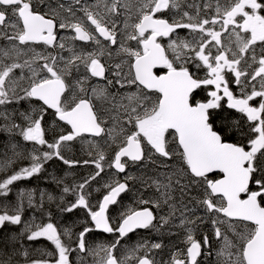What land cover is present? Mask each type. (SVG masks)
<instances>
[{
	"label": "snow or ice",
	"instance_id": "snow-or-ice-1",
	"mask_svg": "<svg viewBox=\"0 0 264 264\" xmlns=\"http://www.w3.org/2000/svg\"><path fill=\"white\" fill-rule=\"evenodd\" d=\"M133 7L131 0H55V6L53 0H0V40L8 43L0 46V131L15 132L34 145L30 166L0 179V195L6 196L14 182L40 173L47 161L57 159L69 167L80 163L63 155L70 142L107 136L114 152L108 167L116 174L125 173L129 162L147 161L166 170V182L152 179L146 185L154 186L159 196H140V207H126L111 217L110 206L119 203L129 191L127 181L135 179L126 176L123 182L106 183L102 198L92 205L86 188L104 172L107 157L89 141L96 154L83 163L93 164L96 171L82 183L63 188L76 198L61 211L85 209L90 225L73 239L70 229L61 233L52 222H26L21 192L12 212H0V227L23 225L20 237L44 238L54 245V251L44 253L47 258L30 264H72V252L99 257L98 264H157L149 252L161 249L159 242L139 244L122 258L114 252L129 233L160 231L179 213L184 248L164 264H200L198 258L211 247L207 232L197 238L204 223L211 224L221 242L216 264H264V0H203L202 6L186 0H136ZM121 15L125 19L118 27ZM181 29L188 30L187 37L179 34ZM61 31L72 35L60 36ZM76 41L95 47L78 48ZM41 45L43 51H37ZM116 45L115 55L123 57L118 63L113 62ZM21 57L27 58L20 62ZM17 69L20 74L15 76ZM74 75L70 84L68 78ZM94 78L104 83H93ZM125 88L129 91L122 93ZM93 98L111 103L112 127L96 111ZM22 101L29 107L18 114L23 122L16 123V109H7ZM232 111L239 115H221ZM49 115L54 117L51 142L44 126ZM12 164L11 158L0 161V171ZM26 198L29 207L43 213V194L39 204L31 193ZM162 205H167L168 215L160 217L157 227L153 209ZM197 206L205 215L195 214ZM221 225H227L231 237ZM94 231L117 238L89 247L86 237ZM141 250L144 254L136 255ZM0 264H12V255Z\"/></svg>",
	"mask_w": 264,
	"mask_h": 264
},
{
	"label": "flooded vegetation",
	"instance_id": "flooded-vegetation-1",
	"mask_svg": "<svg viewBox=\"0 0 264 264\" xmlns=\"http://www.w3.org/2000/svg\"><path fill=\"white\" fill-rule=\"evenodd\" d=\"M87 2L89 4H94L96 2V0H87ZM132 4L134 5L133 7V11L135 10V5H136V0H131ZM187 4H191V3H197V4H203V0H186ZM215 2V0H213V3ZM221 2L223 3V0H221ZM53 6H55V0H53ZM186 7V5H182V9H184ZM123 11V10H122ZM190 11L194 12V9H190ZM78 15H82L80 13H78ZM125 19V17L123 15H121L120 17L117 18L118 20V27H122L123 24V20ZM179 34L182 37H187L188 36V30L185 29H181L178 30ZM60 36H71L72 33L70 31H61L59 32ZM70 42V41H69ZM165 43V45L167 44V41H163ZM71 43V42H70ZM132 46H135V42H129ZM75 44L77 45V47H84L86 48V50L91 51L95 45L92 44L91 42H89L87 45L84 44V42H80V41H76ZM0 46H8V43L6 41L0 40ZM118 47V45L116 46H112V51H113V62H120V59H122L123 57H117L115 55L116 52V48ZM44 46H38L37 47V51H43ZM56 51H59L58 49ZM256 54L257 56L260 55V48L257 47L256 48ZM28 55L30 56L31 53H28ZM63 55L67 56L68 53L64 52ZM27 57H21V61L23 62V59H25ZM104 60L107 62L108 58L107 56L104 57ZM5 63H10V60H5ZM193 71H195V69H192ZM81 72H83V68L81 69ZM20 74V70L17 69L15 70L14 75L18 76ZM110 75V74H109ZM202 75V73H201ZM75 78V75L73 77H69L68 78V82L71 84L73 79ZM93 83H99V84H103V81H97L95 78L93 79ZM132 91H134V89H131ZM122 93H126L127 91H129V89L125 88V89H121L120 90ZM110 92H116L115 88L110 89ZM89 94H90V89H89ZM71 95V91L69 92V96ZM201 95H204V93H201ZM126 102V101H125ZM93 103L95 105V109L98 112V114L107 120L111 121V115L106 114L104 111H102L103 109V105H109V101H102V100H97L95 98H93ZM29 107V104L27 101H22L20 104L18 105H11L8 107L9 112L11 113L13 111V109H16V120H21L19 118V112L20 111H24L25 109H27ZM232 117H236L239 114L235 113L234 111H232L231 113L229 112H223L221 113V115H229ZM53 120L54 117L49 115L47 117L46 123H45V128L47 129L46 132V138L51 142L54 136V132H53ZM23 122V121H22ZM60 129L57 128L55 129V134H59ZM13 135L15 137H18L20 140V144H19V148L22 150V158L20 160V165H19V170L21 168L24 167H29L31 164V160L29 157V154L32 152L34 145L32 143L29 142H25L23 141L22 137L20 135H17L15 132H13ZM81 141H86V137H84L83 139H77L73 142H70V146L68 148H64L62 149L63 151V155L68 158L69 156H71L72 158H74V154L76 151V148L78 149L79 147L76 145L77 142H81ZM35 147H40V146H35ZM46 150V149H45ZM146 162V161H145ZM145 162H138L137 164L133 165L131 162H129L127 170L125 173H120V174H116V171H113L114 169H111L112 172L114 173H110L111 175L114 176V179H118L120 181H124L126 176H130V173L132 171L134 172H139V168H141ZM107 162L105 163V167L108 166ZM157 166L158 169H162L163 171H166L164 168L160 167L159 165L155 164ZM49 170H54L55 171V175H59V174H64V172H70V176L66 179L65 182L63 183H58L55 181V179L51 180V175H49ZM74 172V166L73 167H68L67 165H65L62 161L57 160V159H53L50 161H47L44 165L43 168L41 170L40 173L33 175L30 178L27 179H22L20 181H16L14 182V184L12 186H10L11 188H15V187H22V190L24 191H28L30 190V193L33 196V200L35 203L39 204L40 200H41V195L42 192L45 193V191H48L50 193L51 196H61L63 197V200L60 202L58 200H53V201H48L47 199L44 198V204H43V213L38 209V208H33V207H29L28 203H27V198H26V193H25V200H24V211L22 214V219L24 221H28L30 216L34 215L36 216V220L38 223H47V222H52L54 223V219L55 217H59L60 218V222L59 224H54L58 231H60L61 233V227L59 226L60 224H67L69 222V220L74 217V215L76 214L77 216H81L82 218H80L79 220H83L82 225H77L74 221L68 226V229H70L73 233V239H75L76 234H78L80 231L83 230V227L86 226V210L85 209H75L73 212H64L61 211V207L66 206L67 204L74 202L73 200V194L72 193H64L63 192V188L65 186H73L75 185V174H73ZM10 175V174H8ZM80 176H82V179H79L77 181H79L80 183H82L85 179H83V177L86 175V165H83V168L81 169V172L79 173ZM134 180H128L127 183L129 185V191L122 193L120 198H119V203L113 206H110L109 209V215L110 216H118L119 213L126 207H140V205L138 204V198L140 197L139 194H134L135 190H134V185H133ZM133 187V189H132ZM143 192L144 190L141 189ZM20 193H21V188H20ZM192 195H196L195 192L192 193ZM15 196L13 191H9V193L6 195V200H7V204H16V201L13 199V197ZM102 197V196H101ZM144 198V196H143ZM4 199V198H3ZM2 198H0V202L3 200ZM59 205V207H58ZM150 207V205H149ZM198 207V206H197ZM200 208V207H198ZM4 210H0V212H2ZM154 214L156 215V217H158L157 212L155 211V209H153ZM10 212V211H9ZM50 212L51 213V219H49L48 215L46 213ZM73 215L72 217H69ZM65 217H69V218H65ZM62 221V222H61ZM29 222V221H28ZM87 223L90 225V219L88 218ZM154 223H156V220L154 221ZM7 227V238L10 239V241L16 246V249L19 250L20 249H25L28 252V256L25 257L22 254H14V256H12V264H30L31 260L35 259L33 257H31L32 255V251L34 250V248L36 247V245L39 243L41 244H50V241H47L44 238H39L35 241H28L27 240V236H23L20 237L19 233L21 232V229L23 227V225H10V224H5V226L0 227V231L4 228ZM155 228H148L145 229L143 231L140 230H134L133 232L129 233L126 237H124L123 239H121L120 242V248L123 249V246L125 244H134L135 242H137L139 239L144 241V238L148 239V241H150V234L152 231H154ZM207 232L210 240H211V247L210 248H206L205 249V255L201 256L198 258L200 264H216V250L219 248L220 243L218 242L215 238L214 232L212 230V226L210 223H206V224H199L198 228H197V238H202L203 234ZM94 234H96V238L95 240H102V238L100 236H105L110 238L111 234H107V233H102V232H97L94 231ZM110 236V237H109ZM114 238H117V234L113 235ZM171 236V235H170ZM170 236L166 237L163 239V247L161 249H159L155 255V259L157 261V264H164L165 261H168L171 257V254L179 249H183L184 248V244H183V240L184 237L181 239V241L177 244H174L172 247L167 248V241L170 240ZM15 237V239H13ZM231 237V236H230ZM62 239L65 243H69L67 237H63ZM137 244H142V243H136ZM72 247H75V244H72ZM133 249V248H132ZM55 249L53 248V251ZM49 249H45L40 258L37 259H45L47 258L44 253L48 252ZM164 251V253H163ZM83 255L84 258V264H86V253H81ZM144 251L141 250L139 253H137L136 255H143ZM149 255L152 257V252H149ZM77 256L76 252H72L70 253V260L72 262V264H80V261L78 262H74V257ZM153 258V257H152ZM0 260H7L4 258H0ZM130 264H135V261H131Z\"/></svg>",
	"mask_w": 264,
	"mask_h": 264
},
{
	"label": "rangeland",
	"instance_id": "rangeland-1",
	"mask_svg": "<svg viewBox=\"0 0 264 264\" xmlns=\"http://www.w3.org/2000/svg\"><path fill=\"white\" fill-rule=\"evenodd\" d=\"M112 107L111 103H109V105L104 104L103 105V109L102 111H104L106 114L108 115H114V113L110 110ZM9 111V109H7ZM0 111H3V108L0 107ZM4 123L3 120H0V125H2ZM16 123H22V120H16ZM108 127H112V122L110 120H108ZM17 134V133H16ZM18 135V134H17ZM93 138V137H91ZM79 139V138H78ZM99 138H94V139H88L86 141H81V142H77L76 145L79 147L78 149L76 148L75 154H74V158H72L71 156H69L67 159L70 160H74V161H79L80 163L74 165V172L73 174L75 175H79V173L81 172V169L83 168V161L85 160H89L91 161L96 152L95 149L91 146V144L89 143V141H95L96 144H98L101 148L104 149L107 160L105 163L110 162L112 156L114 155V152L112 151V148L109 147V144L111 143L110 141H108V137L105 136L103 139H99ZM19 144H20V140L18 137H15L13 135V133H8V132H3L0 131V161H5L9 158L13 159V164L10 168H8L5 171H0V179L5 178L8 174H11L12 172L15 171H19V165H20V160L23 156L22 154V150L19 148ZM114 147V145L112 146ZM92 152V155H89V152ZM14 153H19V156H15ZM68 166V165H67ZM69 167V166H68ZM70 168V167H69ZM51 172L52 176H55V171L54 170H49ZM96 171L95 167L93 164L89 163L86 165V175L83 177V179L88 178L91 174H93ZM108 171V172H107ZM111 169L107 166L104 169V172L101 173V175L99 177L96 178L95 181H93L90 186H88L86 188V193H91L89 199L92 205H95L97 203V201L101 198V196L104 194V192L106 191V189L104 188V185L106 183H109L114 179V176L111 175ZM165 171H163L162 169H158L157 166L155 164H152L150 162H145L144 165L139 168V172H134L132 171L130 173V176L134 177L135 179L133 182L134 185V190H135V195L139 194L140 196H144L145 199H149V198H156L159 196V193H157L155 187H147V184H151V180L152 179H160V180H165L164 176L162 175V173H164ZM114 173V172H112ZM69 174V172H64V178L67 179V175ZM82 177V176H81ZM80 183L79 181H75V184ZM21 188V192L23 193H30V190L28 191H24ZM20 188L19 187H15V188H11L10 191H13L15 196L13 197L16 201V204L20 198ZM97 189H99V191H97ZM133 189V187H132ZM143 189L144 192L141 190ZM44 193V192H43ZM175 197L177 198V200L179 199V192H175L174 193ZM59 198L57 199L58 201H62L61 200V196H58ZM0 198H4L1 202H0V210H5L7 209L8 211L12 212V210L14 209L16 204H7V200H6V196L0 195ZM75 196H73V200L75 201ZM55 200V199H53ZM185 202H187V197H185ZM193 205L190 204L189 207H192ZM155 211L158 214V217L156 219V226L160 227L161 225V221H160V217L161 216H167L168 215V207L167 205H162V207L160 209H155ZM197 216H202L205 215L204 210L202 208H196V213ZM73 215L69 216L72 217ZM69 217H65V218H69ZM113 218H116L118 216H111ZM80 218H82L81 216H77L76 214L74 215V217L72 218V220L70 219L69 222L65 225L60 224L59 226L61 227L62 232L65 229H68V226L74 221L77 225H82L83 220H79ZM88 220V216H87V212H86V224L89 225L87 223ZM29 222L35 221V223H38L36 220V216L32 215L30 216ZM26 221V222H28ZM60 222V218L59 217H55L54 219V224H59ZM62 222V221H61ZM206 224V223H204ZM222 230L229 236H231V232H229L227 230V225H221ZM77 235V234H76ZM114 234H111L108 237L105 236H100L102 238V240H98L96 241V234H94L93 232L88 234L86 239L88 241V245L89 247H95L96 244L98 243H104V244H109L112 243L113 241H115V238L113 236ZM171 235V236H170ZM170 236V240L167 241V248L172 247L174 244H177L181 241V239L183 237H185V231L182 227L179 226V213H176V216L174 218L170 219V223L168 225H164L160 231H157L156 229L154 231L151 232L150 234V241H148V239L144 238V241L142 240H138L137 242H135L134 244H125L123 246V249L120 248V245L117 247V249L115 250L114 254L117 256V258H122L125 255L128 254V252L132 249L135 248L137 245L136 243H142V244H147L149 247L152 243L155 242H159L162 245L163 244V239L166 237ZM220 247V246H219ZM54 245L50 244H37L36 247L34 248V250L32 251V255L31 257L37 259L41 257L42 252L45 249H49V251H53ZM159 250V249H158ZM158 250H152V257L153 259H155V255L157 253ZM26 251L25 249H20V254H22V252ZM164 253V251H163ZM104 254L101 253L100 256H103ZM80 257H83V255L81 253H77V256L74 257V262H78L80 261ZM156 260V259H155ZM99 261V257H93L91 255H87L86 254V264H98Z\"/></svg>",
	"mask_w": 264,
	"mask_h": 264
},
{
	"label": "trees",
	"instance_id": "trees-1",
	"mask_svg": "<svg viewBox=\"0 0 264 264\" xmlns=\"http://www.w3.org/2000/svg\"><path fill=\"white\" fill-rule=\"evenodd\" d=\"M49 175H51V172H48ZM68 177L70 176V172L67 175ZM67 177V178H68ZM55 179L56 182L58 183H63L66 181V179L64 178V174H59V175H55L52 176L51 175V180ZM82 179V177L80 175H75V180H79ZM42 194L44 195V198L47 199L48 195H50V193L48 191H45V193L42 192ZM54 199H58V196H53ZM48 200V199H47ZM5 226V225H4ZM7 227H4L1 231H0V258H4L7 259L8 255H12L14 256V254L19 255L20 252L18 249H16V246L10 241L9 238H7Z\"/></svg>",
	"mask_w": 264,
	"mask_h": 264
},
{
	"label": "water",
	"instance_id": "water-1",
	"mask_svg": "<svg viewBox=\"0 0 264 264\" xmlns=\"http://www.w3.org/2000/svg\"><path fill=\"white\" fill-rule=\"evenodd\" d=\"M115 170V169H114ZM116 171V170H115ZM136 230H140V231H143V230H145V229H136Z\"/></svg>",
	"mask_w": 264,
	"mask_h": 264
},
{
	"label": "bare ground",
	"instance_id": "bare-ground-1",
	"mask_svg": "<svg viewBox=\"0 0 264 264\" xmlns=\"http://www.w3.org/2000/svg\"><path fill=\"white\" fill-rule=\"evenodd\" d=\"M108 172V171H107Z\"/></svg>",
	"mask_w": 264,
	"mask_h": 264
}]
</instances>
